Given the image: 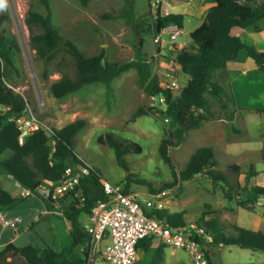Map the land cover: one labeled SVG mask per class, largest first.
<instances>
[{"label": "rangeland", "instance_id": "rangeland-1", "mask_svg": "<svg viewBox=\"0 0 264 264\" xmlns=\"http://www.w3.org/2000/svg\"><path fill=\"white\" fill-rule=\"evenodd\" d=\"M34 1L0 0L8 15L0 25V32L14 35L19 44L15 57L16 68L12 69L7 82L52 128L85 119L86 124L77 134L75 143V152L84 163L98 169L105 180L113 185L124 189L128 182V192L135 193L140 200L161 193L163 208L169 213H180L185 222L204 225V221L215 217L219 228L226 233L234 232L235 226L264 232V198L256 197L253 192L256 185H264V168L259 154V147L264 142V112L255 114V110L249 109L238 111L226 93L219 101L207 91L205 95L215 117L203 122L199 128L187 130L185 139L178 146L168 145L172 167L159 150L162 139L176 141L175 136L170 134L172 123L165 119L167 115L157 98L144 90L137 69L131 68L117 75L111 87L102 82H93L61 98L52 95L50 85L65 74L75 77L77 68L75 59L66 51H62L56 60L47 64L35 59V51L29 45V31L24 22ZM165 1L162 0L161 6ZM49 2L53 23L86 55L103 51L104 61H127L140 54L158 74L160 81L166 71H171L181 84L187 82V74L175 60L179 50L176 44L183 43L188 50H196L197 46L190 37V32L201 22L196 14H189L185 18L184 26L180 28L182 33L172 40L176 42L174 46L171 43L173 50L160 47L158 52L153 40L155 32L150 27L155 13L149 0ZM36 9L46 11L43 5ZM162 38L168 40L169 34H162ZM251 41V37H245L246 44L249 45ZM44 66L48 70L47 78L42 77ZM213 80L225 86L228 93L229 83L224 70L217 71ZM248 97L250 100L253 96ZM139 107H151L152 111L133 116ZM236 111L238 115L235 116ZM108 132H113L120 140L134 142L141 147L140 150L135 149L124 155L127 169L118 164L113 148L98 142V136H105ZM223 135L235 141L230 154L225 148ZM204 145L213 146L219 158V164L215 167L217 170L230 173L229 165L235 163L240 165L242 173L251 167L256 173L249 180L242 174L238 189L235 188L237 177L233 175H229L231 187L223 180L213 181L204 173L186 180L177 179L190 156ZM128 174L133 176L126 181ZM138 179H144L146 183ZM2 186L14 195H21L23 189L13 177L0 173ZM2 210L11 216L19 215L22 222L17 232L12 228L0 229V249L9 242L16 246L35 247L49 244L55 249L70 243L65 217L59 215V210L40 195L28 196ZM51 224L58 232L55 243L52 242ZM107 241H102L100 249L105 248ZM210 252L214 264H264L263 251L235 244L213 247ZM150 258L151 252L138 250L137 264H148ZM94 264L108 263L97 254ZM161 264H190V259L182 249L164 247V260Z\"/></svg>", "mask_w": 264, "mask_h": 264}, {"label": "trees", "instance_id": "trees-1", "mask_svg": "<svg viewBox=\"0 0 264 264\" xmlns=\"http://www.w3.org/2000/svg\"><path fill=\"white\" fill-rule=\"evenodd\" d=\"M214 1L215 4L206 11L202 23L190 32V37L197 46L196 50H188L186 46L178 48L175 60L188 76L187 82L178 95H172L169 88L160 85L158 74L140 54L127 61H104L103 51L92 55H86L80 51L53 23L49 0H35L31 3L24 22L29 31V45L35 51L37 61L47 64L56 60L62 51H66L75 59L77 75L71 77L65 74L50 85V91L56 98L64 97L93 82H102L111 87V82L117 75L131 68L137 69L147 94L164 98L161 105L167 115V121L170 120L172 123L170 134L175 136L176 141L169 138L162 139L159 150L165 161L172 166L167 151L168 145L178 146L185 139L187 130L199 128L203 122L215 117V112L205 93L210 91L219 101L226 93V96L233 101L230 87L228 86L227 93L225 86L213 80L215 73L224 70L227 63L235 59L242 48L247 49L248 55L264 72V51L245 44L239 36L231 33L234 26L242 28L252 26L256 31L263 30L264 0ZM39 5H43L46 11H38L36 7ZM161 7L157 9L156 17L150 24L154 32H159L169 25L183 28L185 18L183 13H165ZM7 18L3 4L0 3V25ZM156 48L158 52L161 50L160 47ZM18 50L19 44L16 37L0 32V107L5 109L3 113L0 111V173L11 175L23 187L34 188L41 181L58 182L67 166L81 164L87 168V172L80 180L84 193L83 203L76 201L64 207L63 217L70 222L71 244L55 249L49 244L44 247H35L16 246L13 242H9L0 249V264H84L86 257L78 251V247L88 240L89 236L82 227L80 216L89 211L98 201L107 198L103 188L105 178L98 169L87 166L75 152L76 136L85 126V119H77L60 128H54L50 135L41 129L32 133L24 143L18 142V128L15 123L7 120L9 113L20 112L26 106L23 96L15 93L7 82L12 69L16 68L15 57ZM42 77H48L45 66ZM151 109V107H139L133 116L148 114ZM257 111L264 112V109ZM97 140L114 149L118 164L125 169L128 166L124 155L132 150L141 149L137 143L120 140L113 132H108L105 136L100 135ZM53 146L54 151L51 152ZM260 155L264 164V142ZM218 164L219 158L213 147L200 146L190 156L187 165L180 170L179 177L176 178L186 180L198 173H204L213 181L223 180L231 187L229 175H233L237 177L235 188L238 189L239 177L242 174L249 180L256 173L252 167L246 173H242L240 165L235 163L229 165L230 173H224L215 168ZM132 176L133 174H128L126 181L131 180ZM138 181L146 183L144 179H138ZM124 192H128V182ZM253 192L256 197L264 196V185H256ZM25 198L27 196L13 195L0 187V210L8 209ZM46 201L52 204L50 199ZM242 205L245 206V203ZM148 214H154L159 219H166L173 226L186 223L180 213H169L163 207L155 208ZM203 223L211 229L214 239L222 241L224 245L235 244L264 252V232L260 229L235 226L234 232L226 233L219 228L215 217ZM19 227L13 230L17 232ZM6 228L0 225L1 230ZM136 247L138 250L151 252L148 264H161L164 260L163 243H154L146 237L139 240ZM210 262L214 264L212 257Z\"/></svg>", "mask_w": 264, "mask_h": 264}, {"label": "built area", "instance_id": "built-area-1", "mask_svg": "<svg viewBox=\"0 0 264 264\" xmlns=\"http://www.w3.org/2000/svg\"><path fill=\"white\" fill-rule=\"evenodd\" d=\"M161 2L162 0H149L155 17ZM165 33L169 34L168 40L162 38V34ZM181 33L177 25H169L155 32L153 40L157 44L156 47L173 50L172 40ZM160 85L169 88L172 95H178L184 87L171 71L165 72ZM156 98L160 103L164 101L162 96ZM0 111L3 113L5 109L0 107ZM7 120L15 123L18 128L17 138L20 144L24 143L32 133L41 129L48 135L54 131V128L50 127L27 101L22 111L9 113ZM53 151L54 146L51 152ZM86 172L87 168L81 164L67 166L58 182L41 181L34 188L21 185L23 189L20 193L22 196L37 194L50 199L53 207L59 210L58 214L63 216L65 206L76 201L83 203L84 193L80 180ZM103 188L107 198L98 201L89 211L82 213V227L89 236L88 240L78 247V251L86 257L84 264H94L97 254L108 264H137L136 245L139 240L146 237L153 242L163 243L166 247L184 250L189 256L190 264H212L211 249L224 246L222 241L214 239L211 229L206 225L186 222L184 225L173 226L166 219L148 214L155 208L163 207L161 193L140 200L135 193L124 192L121 186L113 185L107 180H104ZM260 197L264 198V196ZM21 222L19 215L11 216L0 210L1 227L16 230ZM103 240L108 241L105 248L100 249Z\"/></svg>", "mask_w": 264, "mask_h": 264}, {"label": "crops", "instance_id": "crops-1", "mask_svg": "<svg viewBox=\"0 0 264 264\" xmlns=\"http://www.w3.org/2000/svg\"><path fill=\"white\" fill-rule=\"evenodd\" d=\"M214 4H215L214 0H166L161 8L163 9V11L166 12L183 13L185 15V18L189 17L188 16L189 14L192 15L196 14L197 17L201 19L200 22L201 24L204 19V15L206 11ZM185 18H184V23H185ZM234 28H240V29L236 30ZM231 33L233 35L239 36L245 44H246L245 37L247 36L251 37L252 41L249 45H253L258 50L264 51V29L256 31L252 28V26L244 27V28L234 26L231 29ZM175 43L176 42H174V44ZM176 45L177 47L180 48L183 46V43H178ZM224 73L226 74L230 91L233 95V104L238 109V111L249 109V110H255L257 112L255 114L263 113V112H258L257 110L264 109V72L258 68L254 60L248 55V51L246 48H242L238 52L237 57L227 63V66L224 69ZM248 96H253V97H251L249 100ZM238 111H236L235 116L238 115ZM222 138L225 142L226 150L229 151L227 153L230 154L231 153L230 151L231 149H233L234 146L233 144L235 141L234 139L232 140L228 139L226 135H223ZM223 140H222V144H223ZM262 145L263 142L259 147V154ZM262 165L264 168L263 163ZM2 187L7 191H9L6 187L4 186ZM65 219L67 222V232L70 241L69 244H71L72 236L70 234V222L68 221L67 218ZM80 219H83V215L80 216ZM51 236H52V242L55 243L58 239V232L56 231V229L52 227V224H51Z\"/></svg>", "mask_w": 264, "mask_h": 264}, {"label": "clouds", "instance_id": "clouds-1", "mask_svg": "<svg viewBox=\"0 0 264 264\" xmlns=\"http://www.w3.org/2000/svg\"><path fill=\"white\" fill-rule=\"evenodd\" d=\"M167 49V48H166ZM177 63V62H176ZM52 205V204H51ZM53 206V205H52ZM82 215V214H81ZM64 216V215H63ZM81 223H82V221H81ZM155 243V242H154ZM165 246V245H164ZM166 247V246H165ZM80 252V251H79ZM81 253V252H80ZM212 257V256H211Z\"/></svg>", "mask_w": 264, "mask_h": 264}]
</instances>
